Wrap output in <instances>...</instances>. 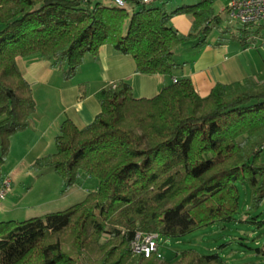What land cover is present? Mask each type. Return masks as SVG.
Wrapping results in <instances>:
<instances>
[{"label":"trees","instance_id":"trees-1","mask_svg":"<svg viewBox=\"0 0 264 264\" xmlns=\"http://www.w3.org/2000/svg\"><path fill=\"white\" fill-rule=\"evenodd\" d=\"M125 1L131 12L113 0H0V169L10 137L30 125L36 110L17 57H56L57 65L65 66L63 79L69 80L86 54L110 44L132 56L137 73L172 75L181 67L174 58L177 46L204 44L211 22L219 20L210 0L170 12L152 5L155 0ZM179 14L193 19L186 35L169 23ZM242 26L239 33L222 31L220 38L226 34L242 46L264 39V23ZM249 28H254L252 37ZM95 96L100 112L94 119L83 128L64 119L55 151L36 158L31 168H52L65 189L82 171L97 180L96 189L62 210L0 220V264H229L220 252L227 240L208 253L179 251L173 261L134 255L130 241L137 231L178 238L237 221L240 185L251 189L248 211L259 209L264 202V71L242 82L216 83L205 97L188 78L151 98H136L125 81ZM263 221L254 220L257 227ZM104 234L108 238L101 242ZM252 250L264 256V244Z\"/></svg>","mask_w":264,"mask_h":264},{"label":"crops","instance_id":"crops-1","mask_svg":"<svg viewBox=\"0 0 264 264\" xmlns=\"http://www.w3.org/2000/svg\"><path fill=\"white\" fill-rule=\"evenodd\" d=\"M210 1L214 10L218 8L220 11L227 2ZM192 22L190 15L179 14L172 16L169 23L178 35H186L191 31ZM127 24L128 21L125 26ZM193 44L194 41H188L177 46L174 58L181 67L172 75L137 73L132 56L117 52L110 44L101 45L95 55L86 54L69 80L63 79L65 66L59 67L56 57H42L39 54L17 57V66L31 85L36 110L31 116L30 125L10 137L9 153L0 169V181L8 176L13 184L21 182L24 176L29 178L34 174L31 165L35 159L55 151L54 138L59 133L61 122L68 118L78 128L88 125L100 112L96 92L110 84L125 81L130 84L136 98H151L171 84L173 78H188L196 92L205 97L216 83L242 82L264 71V63L258 59L254 44L242 46L225 38L220 42L206 39L204 44L197 47ZM50 170L47 167L41 171ZM79 176L92 178L82 171ZM96 187L97 181L92 190ZM28 190L14 202L1 203L0 213H16L22 208Z\"/></svg>","mask_w":264,"mask_h":264},{"label":"rangeland","instance_id":"rangeland-1","mask_svg":"<svg viewBox=\"0 0 264 264\" xmlns=\"http://www.w3.org/2000/svg\"><path fill=\"white\" fill-rule=\"evenodd\" d=\"M100 1L105 4H112L111 0ZM196 2L197 0H155L152 5L164 6L167 11H170L177 6L184 4L192 5ZM215 12L218 14L219 20L218 22L216 20L211 22V30L207 35V40L216 41L221 39L220 36L224 30L239 33V29L243 27L242 24L231 21L227 14L218 10V8H215ZM249 29V36L252 37L254 28ZM225 36L227 35L225 34L222 38H225ZM263 41V38H257L255 42L248 43L255 45L253 47L255 48L254 51L262 63H264ZM187 42L185 41L181 44ZM262 154L264 159V148ZM50 171H34V174H31L29 178L24 176L21 178V182L16 181L11 184V189L6 193L5 199L0 201V204L14 202L18 197L23 195V192L29 189V192L26 193L28 196L22 203V208L17 210L16 213L1 212L0 220H24L44 215L47 212L65 209L81 201L88 192L93 191L92 187H95V182L97 181L93 177L91 179L86 178V180L83 176H79L77 182L72 187L65 189L60 177L53 169ZM239 192L240 210L237 215V221L224 223L221 226L214 224L201 227L178 238H166L165 241L160 243V252L163 255V259L160 261H173L177 258L179 251L189 248H193L201 253H208L217 250V246L227 240L230 241V244L221 249L220 252L229 264H245L248 261L264 264V256H256L252 250L253 247L264 244V230L260 226L257 227L258 223L254 222V220H263L264 202L257 211L249 212L248 208L251 205L252 198L251 189L247 185H240ZM244 217L247 218L246 222H241L239 219H243ZM222 226L226 228H221ZM107 238L108 235L104 234L101 242H104ZM127 264H135V261L131 260Z\"/></svg>","mask_w":264,"mask_h":264},{"label":"built area","instance_id":"built-area-1","mask_svg":"<svg viewBox=\"0 0 264 264\" xmlns=\"http://www.w3.org/2000/svg\"><path fill=\"white\" fill-rule=\"evenodd\" d=\"M140 4H149L153 0H138ZM113 3L123 7L128 11L132 10V5L125 0H113ZM223 11L231 21L242 25H259L264 23V0H227ZM177 79L173 78V82ZM11 179L8 176L2 177L0 181V201L5 199L6 193L11 189ZM166 237L155 232L137 231L130 241V248L134 255H144L149 257L155 255L158 260L163 259L160 252V243Z\"/></svg>","mask_w":264,"mask_h":264}]
</instances>
